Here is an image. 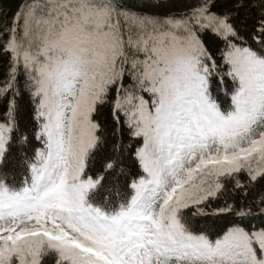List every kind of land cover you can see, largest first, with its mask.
I'll return each mask as SVG.
<instances>
[{
	"label": "snow or ice",
	"instance_id": "6c2138e0",
	"mask_svg": "<svg viewBox=\"0 0 264 264\" xmlns=\"http://www.w3.org/2000/svg\"><path fill=\"white\" fill-rule=\"evenodd\" d=\"M7 2L0 264H264V0Z\"/></svg>",
	"mask_w": 264,
	"mask_h": 264
},
{
	"label": "trees",
	"instance_id": "16d2710c",
	"mask_svg": "<svg viewBox=\"0 0 264 264\" xmlns=\"http://www.w3.org/2000/svg\"><path fill=\"white\" fill-rule=\"evenodd\" d=\"M17 3H18V0H8V2L5 3L4 7H5V9L10 8L12 12H15ZM133 171L134 172H139V168H134ZM129 179H131V177ZM125 194L126 195H130L131 194V190L130 189H126L125 190Z\"/></svg>",
	"mask_w": 264,
	"mask_h": 264
}]
</instances>
